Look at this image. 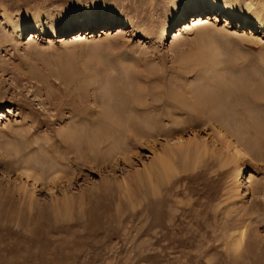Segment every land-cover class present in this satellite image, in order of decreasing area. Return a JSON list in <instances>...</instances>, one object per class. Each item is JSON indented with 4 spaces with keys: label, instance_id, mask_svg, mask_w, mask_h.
<instances>
[{
    "label": "rangeland",
    "instance_id": "rangeland-1",
    "mask_svg": "<svg viewBox=\"0 0 264 264\" xmlns=\"http://www.w3.org/2000/svg\"><path fill=\"white\" fill-rule=\"evenodd\" d=\"M169 1L0 0V264H264V109L257 119L233 113L264 107V38L234 33L238 21L221 13L215 21V12L220 31L200 45V30L172 42L175 20L165 39L146 34L168 22ZM111 9L124 26L92 31L110 35L56 42L84 28L70 20L73 11ZM5 13L52 22L36 42L26 32L14 43ZM216 52L230 82L196 95L206 80L201 63ZM215 100L234 114L224 125L234 129H220L253 153L242 162L243 203L228 189L235 168L218 163L224 142L202 126ZM146 119L157 126L151 136L136 130ZM192 134L215 151L153 195L143 169L152 149Z\"/></svg>",
    "mask_w": 264,
    "mask_h": 264
},
{
    "label": "bare ground",
    "instance_id": "bare-ground-1",
    "mask_svg": "<svg viewBox=\"0 0 264 264\" xmlns=\"http://www.w3.org/2000/svg\"><path fill=\"white\" fill-rule=\"evenodd\" d=\"M257 1L258 0H170L168 6L166 7L167 10H165V12H164L165 13L164 18L168 19V22H165V20L160 22V30H159V28H156V27H155L156 29H154V26H152L151 29L147 31V32H149V31H152V32L146 33V34L151 35V34L156 33L155 35H157L158 33H161V35L163 36V39H165V37L168 35L167 26H168L169 22H171L172 20H175L176 22H179V24L177 25V28H178L177 31L171 32V33H173L172 42H173V40H174V42H177V40L179 38H181L183 35H185V33L189 32V31L200 30V31H202L201 35L199 36V38L196 41V44L200 45V44L205 43L210 38V36L212 35V33L214 31L215 32L220 31V30H218V28L215 25L216 22H212V19H211V16H212L211 14L215 12L216 13L215 14L216 16L214 17L215 21H217V17H219L217 15L218 13L224 14L226 17V21H230V22L234 21V20L238 21L237 22L238 27H236V30L234 31V33L235 32H237V33L243 32L244 37L251 39L250 41H253L252 39L257 38V37H259V39L260 38L263 39L264 38V12H263L264 9L262 8L263 3H261L258 6ZM185 10H190V12L192 11L194 13V14L189 16V18H191V19L188 20V18H187L186 20H184V18L186 17L185 13H184ZM89 11H92V10H89ZM70 15L72 18L70 20L75 21V22L77 21L78 25L80 27H84V28L78 29L75 33L74 32L70 33L71 35H69L67 37H63V36L58 37V38H56V39H58L56 42H58L60 40L66 42V43L69 41L70 42L71 41L81 42V40H86V41L91 40L92 41V40H95L97 37H101V35L103 33L110 35V32H109L110 30L109 31L108 30H105V31L102 30V32L99 36H97L94 33L92 34V31L94 30V28H96L98 26H100V27H105L107 25H108V27L113 26V25L115 27L124 26L122 21H120L119 19H116L114 17V13H113L112 9L110 10L109 13H101L100 15L85 14V13H82L78 10L73 11L72 14H70ZM5 17H6V25H7V27H9V34L13 36L12 38H13L14 43L21 42L22 37H23V35H26V32H29V33H27V35L30 36V39H32L36 42L35 38L37 37V35L35 33L39 34V36H40V33L42 34V32H44V29L46 28V26L48 24H50V21H51V17H50V19L47 17V21L44 22L41 19V16L39 15V17H37L34 20L33 24L30 25L26 20H24L21 17L12 18L8 13H5ZM69 24H67V27H66L67 30L68 29L71 30V26ZM136 25L137 24H132L131 27L136 29L134 27ZM228 26H229V24H225V26H223L221 30L222 31L227 30ZM88 27L92 28V29L90 31H88V29H87ZM128 27H130V25ZM216 28H217V30H216ZM241 28H247L248 30L243 31V29H241ZM108 29H110V28H108ZM158 30H159V32H158ZM169 36H170V34H169ZM154 38H156V36H154ZM53 40H52V38H48L49 43H51V41H53ZM221 62H222V60L219 58L218 52H216V53L212 54V56H210V59L208 61L201 63L202 65L203 64L205 65L202 72H204L205 75H203V76H206V77H204V79H206V80H204V82H201V84L198 85L199 87L197 86L198 88H201V89L196 93V95H202L205 92L204 90H211L213 93H214V91H216L219 88L222 90V88L224 86L226 87V83L230 82L229 79H228L229 81H227L225 79V75L223 74L221 67H220ZM225 87H224V89L226 90ZM260 92H261V90H260ZM255 94H257V93H255ZM260 95H262V94L260 93ZM259 98H258V100H259ZM137 99H135V100L137 101ZM255 102H257V101H255ZM138 103H140V101H138ZM132 104H134V103H132ZM247 104L245 106H242L241 108L240 107L233 108L234 112L232 110L231 111L237 115H241L243 112L249 111L251 113H254L253 114L254 118L257 119L259 116L256 115V113H259L257 111L264 109L263 105L262 106L261 105H259V106L255 105L253 107L254 108L253 109L252 106H248L249 104L248 105ZM206 106L204 108H206V110L208 109L207 110L208 113H206V115L205 114L202 115L204 118L202 126L215 127L218 136L224 142V143L222 142L225 146L224 149L218 150V151H220L218 153V158H219L218 163H219L220 167H224V166L232 164L233 167L235 168L232 172L231 176L233 179H231L232 182H230V184H229L230 187L228 189H230L231 192L234 191V193H235L234 198L236 199V202L237 201L242 202L245 199L247 194L250 195V193H249L250 189H249L248 185H246L248 180L246 179L247 181L245 182L244 179L242 178L244 175V170H245V169L243 170L242 162L244 160L251 159L252 158L251 156L253 153L248 148L249 146H246L245 144H243V142L240 140L241 137L237 136L238 134L235 135L236 137L233 136L231 133H229V135H227L226 132H223V130L220 129V128H223L224 125H227V124H225V122L227 121L225 119L227 117H232V115H234V114H232L229 116L227 114L228 116L226 117V113L228 112V109L227 110L225 109L226 105L224 106V104H222L220 100H215L214 102H211V103L207 102ZM221 108H223V109H221ZM201 114H203V113H201ZM108 117L111 119V121L113 119H117V118H115V116L113 117V115H109ZM237 118H239V117H237ZM227 123H230V121L229 122L227 121ZM126 124L133 125V126L139 125V123H137V122L132 123L129 120H127ZM140 124L142 125L141 126L142 128L139 127V129H136V130H142L141 133H148V134H150V136L152 134L151 130H153V132H154L157 129L156 124L154 122H152L150 119L143 120L142 122H140ZM237 124H239V123H237ZM144 127L148 128V130L145 131ZM229 128L234 129V125L232 127L230 125ZM229 128H228V130H230ZM223 129H224V131H228L225 128V126ZM133 130H134V128H133ZM164 130H166V129H164ZM78 136H79V134H78ZM213 146H214V144H209V141L206 139V137H199L196 134L189 135V136H187V138L177 137L174 140L167 139V138L164 139V141L162 142L161 149L153 150L154 149L153 148L151 151L152 159L149 161L147 167H145V166L143 167V169L145 170V176H146L147 182L150 186V192L153 195H158L160 193L162 186L169 183V181H171L174 177H177V176H179L183 173H186L188 171L192 172L193 170H195L198 166H200L201 163L203 164L202 158L205 157V155L203 156L204 153H208V152L213 153L215 151L213 149ZM40 159H42V158H40ZM26 161H28V160H26ZM38 161H40V160H38ZM45 164H46V162H45ZM52 165H53V162H52ZM29 167L33 168L34 166L33 167L28 166L27 168H29ZM35 169H37V168H35ZM35 171L37 172L38 170H35ZM40 173H41V171H40ZM230 193H229L228 197L232 196V195H230Z\"/></svg>",
    "mask_w": 264,
    "mask_h": 264
}]
</instances>
